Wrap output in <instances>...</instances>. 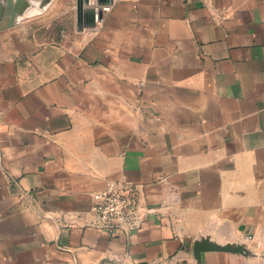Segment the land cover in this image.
I'll return each mask as SVG.
<instances>
[{"label":"crops","instance_id":"0c3cea01","mask_svg":"<svg viewBox=\"0 0 264 264\" xmlns=\"http://www.w3.org/2000/svg\"><path fill=\"white\" fill-rule=\"evenodd\" d=\"M37 9L0 30V264L196 263V237L264 243V0ZM123 178L148 220L88 226L92 193Z\"/></svg>","mask_w":264,"mask_h":264},{"label":"built area","instance_id":"2783aa9c","mask_svg":"<svg viewBox=\"0 0 264 264\" xmlns=\"http://www.w3.org/2000/svg\"><path fill=\"white\" fill-rule=\"evenodd\" d=\"M120 0H84L85 5L92 7L97 19L103 13L110 12ZM139 185L129 179L109 181L107 185L92 193V203L88 209L90 219L87 225L110 234L123 233L130 235L148 220L150 210L140 199ZM50 217V216H49ZM57 222V221H56ZM61 250L68 249L59 244ZM72 262L78 264V258L72 253ZM100 264H193L179 257L176 253L161 257L146 263L132 261L128 252H122L109 257Z\"/></svg>","mask_w":264,"mask_h":264},{"label":"water","instance_id":"95a60500","mask_svg":"<svg viewBox=\"0 0 264 264\" xmlns=\"http://www.w3.org/2000/svg\"><path fill=\"white\" fill-rule=\"evenodd\" d=\"M52 0H0V30L15 26L26 16L29 7L43 9ZM196 264H203V251H232L247 254L249 251L244 244L219 243L208 236L196 239L193 243Z\"/></svg>","mask_w":264,"mask_h":264},{"label":"rangeland","instance_id":"374dc122","mask_svg":"<svg viewBox=\"0 0 264 264\" xmlns=\"http://www.w3.org/2000/svg\"><path fill=\"white\" fill-rule=\"evenodd\" d=\"M37 11H40V9H37ZM6 31H9V30H6ZM208 237L212 239L211 236H208ZM199 238H202V236L196 237L195 240L199 239ZM252 239H253V235H251V236L249 235V236L245 237L244 241H238V240L229 241L230 243L244 244L247 247V249L249 250L247 252V254H244V253H241V252L216 251V250L215 251H207V252L203 251L202 253L203 254L204 253H211V252L227 253L229 255H234V256H238V257L252 259L253 261L257 262V263H228V264H264V243H257L256 245H253L251 243ZM193 243H192V247H191L192 254H194ZM226 243H228V242H226ZM195 262H196V260H195ZM202 263H203V257H202ZM193 264H196V263H193Z\"/></svg>","mask_w":264,"mask_h":264}]
</instances>
